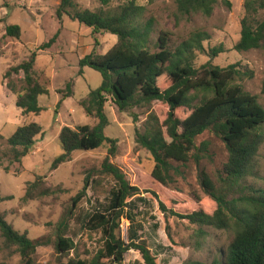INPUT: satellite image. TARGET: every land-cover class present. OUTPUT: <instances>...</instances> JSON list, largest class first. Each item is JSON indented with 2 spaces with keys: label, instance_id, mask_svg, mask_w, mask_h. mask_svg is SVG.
<instances>
[{
  "label": "trees",
  "instance_id": "1",
  "mask_svg": "<svg viewBox=\"0 0 264 264\" xmlns=\"http://www.w3.org/2000/svg\"><path fill=\"white\" fill-rule=\"evenodd\" d=\"M107 5L111 0H100ZM177 20L193 14L210 17L221 3L232 7L231 0H174ZM245 15L241 21V36L234 50L247 52L254 49L264 51V19L259 15L264 10V0H244ZM145 6L134 0L121 4L116 10H91L78 8L75 0H61L57 16L62 23L63 17L79 21L96 31L118 36V41L105 54L96 50L80 59V71L90 67L102 75V84L92 89L87 99L82 100L87 115L95 118L94 125H65L61 128L59 139L64 152L55 158L52 169L72 159L76 150L92 151L109 144L108 154L99 169H91L85 177L82 190L73 197L77 205L86 195L91 178L97 174L109 176L115 186L110 192L109 205L96 211L87 222L90 231H100L103 247L90 260L70 258L68 264H123L130 250L139 251L142 264H158L146 241L132 230L133 218L130 209L133 202L142 199L144 192H151L157 199L158 194L151 190L142 191L132 185L126 173L115 163L112 157L117 154L118 141L106 135L110 121L105 105L112 98L120 111L133 108L151 107L160 102L166 111L152 110L141 130L136 131V142L153 156L155 166L152 177L165 187L176 182L181 173L180 165L194 159L197 163L207 151V142L197 146V138L209 131L219 137L229 152L228 161L218 170L214 179L204 168L198 178L203 192L217 205L213 213L194 210L181 213L169 208L159 199V208L165 215L186 219L196 224L203 234V227L236 230L234 240L229 246L226 258H216L210 264H264V188L248 183V177L255 175L256 158L264 141V107L258 96L246 91L237 80L243 75L238 64L227 67L213 65L211 62L201 67L195 66L198 53L206 52L204 41L211 38L204 30H196L172 48L169 33L162 32L155 39L154 20L145 18ZM61 29L49 41L40 45L39 50L51 48L57 41ZM7 34L19 38L21 27L13 24L7 27ZM98 44V42H97ZM224 44L209 49L211 58L225 53ZM37 51L31 53L28 60L8 70L5 77L12 73L24 72L26 87L18 92L16 105L23 115H40L45 107L40 104L41 95H48V87L35 76ZM264 94V79L262 83ZM62 101L74 95L73 82L60 89ZM179 111H184L182 116ZM44 134L43 127L36 121L20 125L8 138L11 147L10 162H21L34 149L37 137ZM1 137V136H0ZM179 165H177V164ZM0 166L3 162L0 159ZM5 169H8L6 167ZM39 180L28 185L23 200H32L37 196L54 192ZM195 198L200 201L198 194ZM10 196H0V201ZM131 221L128 229V241L122 237V219ZM68 219L59 224L54 245L58 253L68 255L77 248L74 240L66 233ZM0 236L7 248L15 247L24 264H35L37 248L51 243L50 237L31 239L26 232L21 233L0 216ZM182 264H209L188 259Z\"/></svg>",
  "mask_w": 264,
  "mask_h": 264
},
{
  "label": "rangeland",
  "instance_id": "2",
  "mask_svg": "<svg viewBox=\"0 0 264 264\" xmlns=\"http://www.w3.org/2000/svg\"><path fill=\"white\" fill-rule=\"evenodd\" d=\"M131 0H111L105 5L100 0H75L78 8L91 10H116ZM145 6V18L154 20L158 38L162 32L169 33L172 48L178 46L196 30L207 31L211 38L204 41L206 52L198 53L196 67L207 62L221 67L238 64L243 75L237 82L251 94L258 96L264 107L262 83L264 79V51L254 49L247 52L234 50V45L241 36V21L245 15L244 0H231L232 7L219 4L210 16L193 14L176 18L177 6L174 0H134ZM61 0H0V196L10 199L0 201V216L7 220L15 230L26 232L31 239L42 236L50 237L51 243L40 246L34 255L35 264H68L70 258L90 260L103 247L100 231H90L87 222L96 211H101L110 202V192L115 186L109 176L97 174L91 178L87 195L73 205V197L84 186L85 177L91 169H99L108 154L109 144L92 150H76L72 159L52 169L53 161L64 152L59 139L61 128L65 125H94L97 120L85 112L81 105L92 89L102 84V75L97 70L85 67L80 74V59L96 50L105 54L116 44L118 36L109 32L96 31L92 27L63 17L62 23L57 16ZM259 19H264V10ZM19 25V38L7 34L9 25ZM61 29L56 43L49 49L39 50ZM98 42V44H97ZM224 44L226 52L215 58L209 55V49ZM37 51L35 76L41 84L48 87L50 93L41 95L40 104L45 110L40 115H23L16 105L18 92H24L26 83L24 72L12 73L5 77L11 68L28 60L31 53ZM73 82L74 95L59 102L62 98L60 89H65L68 82ZM152 110L166 111L164 104L155 102L151 107L133 108L120 111L109 97L105 112L110 124L106 135L117 143V154L112 162L127 175L132 185L142 191L151 190L169 208L181 213L203 210L213 213L216 203L202 190L198 174L204 168L215 179L218 170L228 161L229 152L225 143L213 133L206 131L197 138V146L207 142V151L197 163L192 159L180 165L181 173L175 177L174 185L163 186L152 177L155 161L152 154L136 142V131L144 123ZM184 111H179L182 116ZM36 121L43 127L44 134L37 137L34 149L21 162L11 163V147L8 138L25 123ZM177 164V163H176ZM179 165V164H177ZM8 167V169H5ZM54 192L50 195L37 196L24 201L22 198L31 182L39 180ZM248 183L264 188V141L256 158L255 175L248 177ZM194 194H198V201ZM142 199L133 202L130 214L133 218L132 230L146 241L158 264H182L188 259L212 263L216 258L224 260L234 240L236 230L203 227L204 233L196 224L170 214L165 215L159 208V199L151 192H144ZM68 219L69 229L66 236L77 245L68 255L57 252L54 240L59 224ZM125 226L131 227V221L123 218ZM128 241V230L122 232ZM139 251L130 250L125 255L123 264H142ZM0 264H24L15 247L7 248L0 236ZM107 264H112L110 261Z\"/></svg>",
  "mask_w": 264,
  "mask_h": 264
},
{
  "label": "built area",
  "instance_id": "3",
  "mask_svg": "<svg viewBox=\"0 0 264 264\" xmlns=\"http://www.w3.org/2000/svg\"><path fill=\"white\" fill-rule=\"evenodd\" d=\"M122 232H126L128 230V226H125L124 221L121 223Z\"/></svg>",
  "mask_w": 264,
  "mask_h": 264
}]
</instances>
